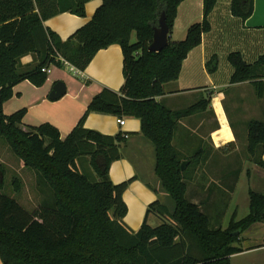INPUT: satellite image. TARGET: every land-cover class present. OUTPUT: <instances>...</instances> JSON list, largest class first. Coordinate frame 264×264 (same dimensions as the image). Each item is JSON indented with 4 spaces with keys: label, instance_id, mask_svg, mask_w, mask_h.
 I'll use <instances>...</instances> for the list:
<instances>
[{
    "label": "trees",
    "instance_id": "trees-1",
    "mask_svg": "<svg viewBox=\"0 0 264 264\" xmlns=\"http://www.w3.org/2000/svg\"><path fill=\"white\" fill-rule=\"evenodd\" d=\"M91 1L0 0V139L45 187L40 209L30 214L3 193L7 168L0 165L2 263L231 264V257L243 252L235 246L242 235L264 222V193L250 190L249 215L238 221L234 214L226 229H213L211 216L220 218L221 213L205 212L209 202L195 203L188 186L195 183L201 189V167L209 155L199 150L187 158L174 146L179 122L207 110L210 101L176 112L157 101L168 84L179 80L185 60L212 30L210 17L218 0H204L203 22L191 26L185 40L171 41L160 53L149 51L154 29L165 12L172 35L186 0H103L93 19L67 41L46 28L45 22L60 14L86 17ZM231 10L235 18L246 21L253 15L254 0H232ZM113 45L123 50L125 83L119 92L102 90L66 139L51 124L24 130L25 110L5 114V103L20 83L44 85L49 74L43 70L61 68L63 60L84 72L100 51ZM29 55L37 57L35 68L20 72L21 59ZM229 62L234 68L231 83L251 82L257 97L264 99V56L249 64L235 52ZM216 65L215 59L209 66ZM92 113L141 121V134L156 150L155 175L174 210L158 200L149 205L140 230L126 225L129 209L124 194L138 177L113 183L111 166L122 159L126 138L87 129L85 122ZM263 155L264 121H251L248 156L264 169ZM185 161L190 164L182 171ZM89 166L95 175L83 171ZM13 187L21 191L18 177ZM150 215L163 223L150 226Z\"/></svg>",
    "mask_w": 264,
    "mask_h": 264
},
{
    "label": "crops",
    "instance_id": "crops-1",
    "mask_svg": "<svg viewBox=\"0 0 264 264\" xmlns=\"http://www.w3.org/2000/svg\"><path fill=\"white\" fill-rule=\"evenodd\" d=\"M231 4L232 0H218L210 17L212 30L185 60L179 80L168 84L165 95L157 98L175 112L186 110L204 99L210 101L207 110L179 122L174 140L175 148L182 154L193 152L197 147V151L209 155L203 161L199 178L201 199L209 203L231 202L238 194L243 178L250 186L249 191L264 193V169L248 156V125L251 121H264V99L257 97L251 82L231 83L234 68L229 62L230 54L235 52L241 53L249 64L264 56V0H254L253 15L246 21L233 16ZM102 5L103 0H92L86 5V17L64 13L45 22V26L67 41L93 19ZM203 20L204 0H186L179 9L171 41H183L174 40L177 30L187 35L191 26ZM29 57L21 59L23 67L27 61L32 62ZM34 58L37 63V57ZM215 59L217 65L211 68L209 65ZM55 68H51L45 84V95L41 96L43 89L37 90L40 92L37 101H45V124L56 127L66 139L102 90L119 92L122 89L125 83L123 50L119 45H113L100 51L84 72L78 69V73L74 72L82 82L70 83L64 77L54 79L51 75ZM58 83L66 86V94L52 100ZM21 86L17 85L14 91L19 92L20 101H23L25 93L19 89ZM4 108L6 115H13L7 114L8 105ZM49 109L54 111L52 115ZM119 119L92 113L85 127L108 136L128 134L126 145L121 149L122 159L112 164L110 176L115 184L138 177L124 194L129 209L124 222L131 230L138 231L146 219L149 205L161 201L164 193L155 175L156 150L141 134V121L126 118V126L121 127ZM22 127L28 131L35 126L24 122ZM197 199L194 197L193 201L198 203ZM254 227L264 229V223L255 224L251 229ZM0 264H3L1 258Z\"/></svg>",
    "mask_w": 264,
    "mask_h": 264
},
{
    "label": "rangeland",
    "instance_id": "rangeland-1",
    "mask_svg": "<svg viewBox=\"0 0 264 264\" xmlns=\"http://www.w3.org/2000/svg\"><path fill=\"white\" fill-rule=\"evenodd\" d=\"M179 36L181 39L178 38ZM186 36L187 35H184L183 31L178 29L174 35V40H185ZM133 41H136L135 35L133 36ZM29 58L32 62L27 61L26 66H20V72L32 70L33 68H35L36 62L34 56L30 55ZM29 58H26V60ZM52 72L54 74H52L51 77H53L54 79L64 77L70 83H72L73 81L82 82V79L74 75V72H71L70 68L68 67H57L53 69ZM45 84L42 86H36L29 81L20 83L19 85L22 86L19 89L23 93H25V99L23 101H20L21 98L19 97V92L14 91L13 97L5 103L6 105H8V107H10V110H8L7 114H14L19 111L25 110L26 113L24 116V122L28 126L39 127L45 124V101H37L39 98L38 94L40 93L37 90L43 89L41 96L45 95ZM49 110L52 115L54 111H51V109ZM196 151L197 147L193 152L183 154V156L187 158L191 157L196 153ZM1 164L7 168L6 186L3 190V193L18 202L30 214L35 213V211L40 209L42 200L45 199V187L40 184L36 172L32 169L26 168L24 163L13 153L8 144H6L2 139H0V165ZM86 170L88 171H83L86 172L89 176H93V174L95 175L90 166ZM14 177H18L21 181L22 188L20 192H16L14 190ZM188 186L189 196L192 199L194 197L198 198L197 202L201 203L203 200L201 199L202 193L200 187L195 183H188ZM249 188L250 186L248 185L247 180L243 178L239 185V192L236 197L231 200V202L212 201L209 204H206V206L204 207L205 212L211 215H214L217 212H219L217 214L221 213V215H219L220 218L211 216L213 229H226L229 226L231 218L235 213H237L238 221L246 218L249 215ZM163 193L164 194L161 197V202L168 205L171 210H174L175 204L173 200L165 192V190H163ZM160 223L162 224L163 221L159 217L152 216L149 224L152 227H158L160 226ZM250 229L243 234V240L235 245L241 248L243 252L232 256L231 264H264V229H257V227H254L251 230Z\"/></svg>",
    "mask_w": 264,
    "mask_h": 264
},
{
    "label": "water",
    "instance_id": "water-1",
    "mask_svg": "<svg viewBox=\"0 0 264 264\" xmlns=\"http://www.w3.org/2000/svg\"><path fill=\"white\" fill-rule=\"evenodd\" d=\"M171 43V32L167 24V15L164 12L159 20V25L154 29L153 41L149 46V51L153 53H160L166 49ZM66 86L63 83H58L54 92L51 95L52 100L62 98L66 94ZM190 162L182 163V171H185Z\"/></svg>",
    "mask_w": 264,
    "mask_h": 264
},
{
    "label": "built area",
    "instance_id": "built-area-1",
    "mask_svg": "<svg viewBox=\"0 0 264 264\" xmlns=\"http://www.w3.org/2000/svg\"><path fill=\"white\" fill-rule=\"evenodd\" d=\"M63 62H64V65H65V66H67L68 68L71 69V71H73V72H75V73H78V70H77L74 66H72L70 63H68V62L65 61V60H63ZM43 72H46V73L50 74V73H51V70H49V69H44ZM126 123H127L126 118H121V119H119V124H120L121 127L126 126ZM124 137L127 139L129 136H128L127 134H124Z\"/></svg>",
    "mask_w": 264,
    "mask_h": 264
}]
</instances>
